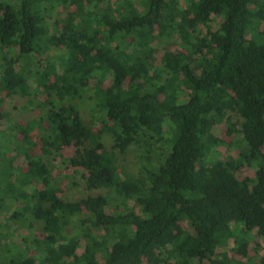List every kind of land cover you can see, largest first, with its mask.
<instances>
[{
  "label": "trees",
  "instance_id": "obj_1",
  "mask_svg": "<svg viewBox=\"0 0 264 264\" xmlns=\"http://www.w3.org/2000/svg\"><path fill=\"white\" fill-rule=\"evenodd\" d=\"M0 120V264H264V0H0Z\"/></svg>",
  "mask_w": 264,
  "mask_h": 264
},
{
  "label": "rangeland",
  "instance_id": "obj_2",
  "mask_svg": "<svg viewBox=\"0 0 264 264\" xmlns=\"http://www.w3.org/2000/svg\"><path fill=\"white\" fill-rule=\"evenodd\" d=\"M113 1V0H112ZM134 2H136L137 0H133ZM221 21L220 17L217 18H213L212 21L208 24L209 28L211 30H215L219 23ZM177 49V45L172 46V50ZM108 81H104V85H108ZM17 97H13L10 99H7L5 101V108L10 110L11 114L10 117L11 118H21V116L24 114L22 109L20 108V103L22 102V100H20ZM88 103H84L82 105L79 106V110L81 113V116L83 117V120L85 122H87L88 124L93 125V121L94 116L97 115V113L95 112H91L90 111V107H87ZM17 107V109H14V107ZM93 109V108H92ZM29 114H31L30 112H27ZM5 124L2 120H0V130H4ZM226 124L222 123L219 126H215L213 128V132L222 140H224L225 142H228L232 138H236L237 134H235V132L232 135H228L226 132ZM95 128L98 129L99 125L98 123L95 124ZM103 142L105 144L106 147H109L111 144V140L109 138V136L105 135L103 137ZM232 148H228L226 145H219L217 147V156L219 159L224 160L226 159L228 156L235 154V149H233V146H231ZM72 149H66L64 150L61 156H58L57 158H55V160L53 162H51V173L53 174V177H55L58 181H62V189H63V194H62V198L64 199H77L80 198L81 196L85 195L86 193H88L87 191L84 190V186L82 185V183L80 182L79 178L81 177V172L78 170H73L71 171L70 169L67 168L66 164L63 163V160H66L69 158V156L71 155ZM262 152L264 153V146L262 147ZM122 165L126 167L127 170L131 171L134 175H139L141 174L140 171L138 170V165L136 164V159L133 156V153H129L123 157L119 158ZM240 177H254V170L252 167L249 166H245L241 169L240 173H239ZM90 193V192H89ZM94 193H97V191H94ZM0 221H3V218H0ZM8 235L10 237V239H17L18 242H21L19 235L20 234H25V230H16L14 231L12 228L11 230H8ZM9 237H7L6 239H4L3 241H1L2 244H7ZM232 247V242L230 241L225 247H223V250H230V248ZM259 254H262V252H259ZM145 264V263H143Z\"/></svg>",
  "mask_w": 264,
  "mask_h": 264
}]
</instances>
